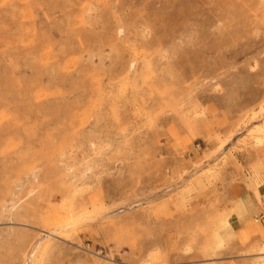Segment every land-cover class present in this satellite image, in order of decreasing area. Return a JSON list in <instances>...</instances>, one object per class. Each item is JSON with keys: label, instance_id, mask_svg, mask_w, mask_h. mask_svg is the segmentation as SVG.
Here are the masks:
<instances>
[{"label": "rangeland", "instance_id": "1", "mask_svg": "<svg viewBox=\"0 0 264 264\" xmlns=\"http://www.w3.org/2000/svg\"><path fill=\"white\" fill-rule=\"evenodd\" d=\"M262 145L264 0H0V264L263 263Z\"/></svg>", "mask_w": 264, "mask_h": 264}, {"label": "crops", "instance_id": "2", "mask_svg": "<svg viewBox=\"0 0 264 264\" xmlns=\"http://www.w3.org/2000/svg\"><path fill=\"white\" fill-rule=\"evenodd\" d=\"M254 161L255 165L258 166L259 174L248 185L249 187L245 189V193L242 195V201H244L247 208L243 220L258 217L264 230V145L255 149ZM235 216L238 218L236 214ZM237 220L234 221L236 226L240 224Z\"/></svg>", "mask_w": 264, "mask_h": 264}, {"label": "bare ground", "instance_id": "3", "mask_svg": "<svg viewBox=\"0 0 264 264\" xmlns=\"http://www.w3.org/2000/svg\"><path fill=\"white\" fill-rule=\"evenodd\" d=\"M260 264H264V262L263 263H260Z\"/></svg>", "mask_w": 264, "mask_h": 264}]
</instances>
